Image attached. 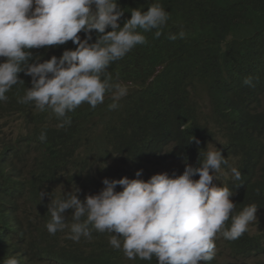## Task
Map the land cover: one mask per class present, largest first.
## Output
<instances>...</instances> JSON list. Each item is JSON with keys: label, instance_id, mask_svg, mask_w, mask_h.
<instances>
[{"label": "trees", "instance_id": "trees-1", "mask_svg": "<svg viewBox=\"0 0 264 264\" xmlns=\"http://www.w3.org/2000/svg\"><path fill=\"white\" fill-rule=\"evenodd\" d=\"M156 2L169 15L162 35L155 36L157 29L137 31L158 48L151 52L152 68L167 60L175 78H160L155 92L142 82L151 73L141 75L147 71L145 61L150 55L143 56L139 74L133 48L108 68L113 82L127 88L115 109L109 108L112 94L106 93L102 104L95 109L80 105L68 114L71 125L58 128L50 111L18 103L31 87V76L23 72L18 75L24 82L14 85L6 93L7 101L0 102V123L15 117L24 130L14 140H0V264L13 256L20 264H157L155 257L128 259L122 249L110 245L107 232L93 230L91 240L81 237L79 242L68 238V229L49 234L47 205L51 197L61 195L62 187L66 194L78 186L83 200L104 187V178H136L137 170L146 180L157 173L182 174L186 163L199 166V153H205L207 145L219 148L228 160L238 157L242 179L233 180L229 188L245 202L259 203L258 194L264 190V0H118L125 10L120 26L130 19L132 8L147 10ZM170 33L177 39L170 40ZM80 34L83 39L85 33ZM96 38L93 30L90 42ZM75 47L68 41L29 51L43 62L47 59L43 51L60 57L65 49ZM187 76L196 81L187 82ZM249 76L253 87L244 83ZM40 112L41 117L47 116L44 120L38 117ZM42 131L47 134L45 141L39 139ZM61 136L75 144L85 142L82 152H93L95 160L116 157L124 165L102 167L100 161L96 175L88 169L77 174L73 166L91 161L74 156L75 152H60L57 139ZM41 191L49 194L42 200ZM72 211L65 212L68 223ZM230 224L231 217L226 226ZM255 241L258 249L253 245L250 251L257 250L256 264H261L263 237L256 236ZM245 242L243 236L228 240L232 256L250 252Z\"/></svg>", "mask_w": 264, "mask_h": 264}, {"label": "clouds", "instance_id": "clouds-1", "mask_svg": "<svg viewBox=\"0 0 264 264\" xmlns=\"http://www.w3.org/2000/svg\"><path fill=\"white\" fill-rule=\"evenodd\" d=\"M124 11L118 0H0V58H4L0 61V102L7 101L6 93L14 85L24 82L18 75L23 72L31 76V87L18 98V103L32 104L41 112L50 111L58 120V128L71 125L68 114L80 105L87 103L95 109L102 104L106 93L112 94L109 108L115 109L127 94V88L113 82L108 68L133 48L137 51L132 57L139 74L143 56L150 55L145 61L147 71L141 75L151 73L142 82L152 93L160 78H175L167 60L152 68L151 52L158 48L149 45L137 31L157 29L155 36H161L169 19L164 7L156 2L147 10L132 8L130 19L121 27L119 18ZM93 30L97 38L90 42ZM81 31L85 33L83 39ZM183 35L179 33L180 38ZM168 38L175 40L177 35L170 33ZM68 41L76 47L65 49L60 57L54 51H43L47 58L43 62L39 56L34 59L29 51ZM184 79L196 81L191 76ZM244 83L254 86L250 76ZM41 112L37 115L44 120L47 116L41 117ZM22 133L24 130L15 117L1 121L0 140L11 141ZM46 138V131H42L39 139ZM57 141L60 152H75L74 156L91 161L73 166L77 174L88 169L96 175L100 161L105 164L102 167L124 165L116 157L95 160L93 152H82L85 142L75 144L63 136ZM237 165L238 157L228 160L219 148L207 145V151L199 153V166L186 163L179 175L163 172L146 180L140 178L142 170H137L136 178H104V187L96 194H87L83 200L78 196L81 191L78 186H72L66 194L62 193V187L61 195L51 197L47 205L50 220L46 229L51 235L68 229V238L75 242L81 237L91 240L93 230L110 233V245L122 249L130 260L151 261L155 257L157 264H207L212 259L214 264H256L257 250L250 248L256 245L258 249L256 236H262L264 241V190L258 194L257 205L235 194L229 186L233 180L242 179ZM45 195L49 194L41 191L40 199ZM68 209L73 210L71 223L65 217ZM230 217L231 224L227 227ZM241 236L250 252L236 258L231 254L228 240ZM3 264H20V261L13 256L4 259Z\"/></svg>", "mask_w": 264, "mask_h": 264}, {"label": "rangeland", "instance_id": "rangeland-1", "mask_svg": "<svg viewBox=\"0 0 264 264\" xmlns=\"http://www.w3.org/2000/svg\"><path fill=\"white\" fill-rule=\"evenodd\" d=\"M4 127V126H3Z\"/></svg>", "mask_w": 264, "mask_h": 264}]
</instances>
